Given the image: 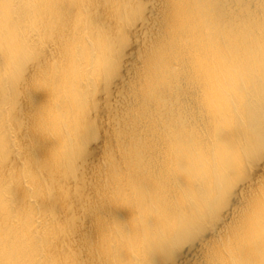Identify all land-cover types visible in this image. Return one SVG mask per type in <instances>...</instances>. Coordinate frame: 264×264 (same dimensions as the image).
<instances>
[{
	"label": "clouds",
	"instance_id": "9594fccd",
	"mask_svg": "<svg viewBox=\"0 0 264 264\" xmlns=\"http://www.w3.org/2000/svg\"><path fill=\"white\" fill-rule=\"evenodd\" d=\"M153 3L0 0V264H264V0H235L227 17L219 0H169L161 42L137 35ZM101 97L118 138L135 115L160 153L121 144V169L108 152L99 202L77 215L70 182L79 191ZM55 195L68 219L38 207ZM88 216L95 235L80 247Z\"/></svg>",
	"mask_w": 264,
	"mask_h": 264
},
{
	"label": "bare ground",
	"instance_id": "6f19581e",
	"mask_svg": "<svg viewBox=\"0 0 264 264\" xmlns=\"http://www.w3.org/2000/svg\"><path fill=\"white\" fill-rule=\"evenodd\" d=\"M235 0H219V11L225 17L229 16L234 5ZM154 11L150 12L143 23L138 26V38L150 39L156 42H161L167 39L168 36V10L169 0H154ZM187 49L192 48V40L190 37L186 38L183 45ZM139 52L136 49H132L129 53L130 67L134 68L137 64V57ZM119 85L113 89L112 103H115ZM43 99L42 96H36L34 101L36 103ZM109 102L101 97V102L94 113L95 119V132L96 126L99 129V138H96L91 143L87 163L85 169L81 174L79 182V191L76 181H71V203L74 205V211L77 215H81L82 205L87 202L90 197L93 201L99 202L98 189L102 183L100 168L106 154L113 152L116 155V162L121 169H126L127 156L121 155V144L128 148L136 143H143L147 148V156L155 160L159 157L160 148L157 142V138L154 136V129L150 123L138 119L135 115H130L125 120V123L119 129L120 136H117V127L113 122L114 111L108 106ZM155 107L154 105L152 106ZM127 110V109H125ZM24 111H29V105L25 103ZM26 143H31L30 138L26 139ZM32 152L35 157L42 158L47 151V145L43 143H32ZM23 166V161L19 158L13 157L9 162V169H19ZM14 196L18 205L22 206L25 201L27 188L23 184H17L13 189ZM38 207L47 212L55 213L61 220L68 219L72 216V212H69L65 206V203L55 195L49 199L41 200L37 202ZM98 211L101 213L108 212L110 209H106L98 206ZM121 218L127 216V212L120 211L117 213ZM78 230L74 240L77 246L84 247L88 241L95 235L94 217L88 216L83 222L78 221Z\"/></svg>",
	"mask_w": 264,
	"mask_h": 264
},
{
	"label": "rangeland",
	"instance_id": "374dc122",
	"mask_svg": "<svg viewBox=\"0 0 264 264\" xmlns=\"http://www.w3.org/2000/svg\"><path fill=\"white\" fill-rule=\"evenodd\" d=\"M100 100H101V98H100ZM24 112L27 113L28 111H24ZM99 135H100V133H99L98 125H97L96 126V132L94 133V139L99 138Z\"/></svg>",
	"mask_w": 264,
	"mask_h": 264
}]
</instances>
